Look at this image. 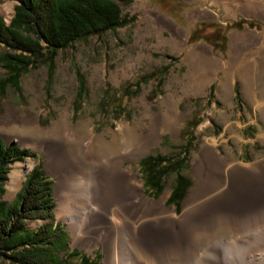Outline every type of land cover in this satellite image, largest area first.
<instances>
[{"label": "rangeland", "instance_id": "obj_1", "mask_svg": "<svg viewBox=\"0 0 264 264\" xmlns=\"http://www.w3.org/2000/svg\"><path fill=\"white\" fill-rule=\"evenodd\" d=\"M223 1L131 0L121 7L128 20L125 25L74 43L58 53L52 70L43 65L31 68L21 75L17 88L0 90V140L16 143L32 155L11 165L1 200L12 201L26 176L39 165L52 180V222L64 228L68 247L103 264V246L87 238L74 242L65 217L56 214V170L50 165L51 152L46 146L68 142L71 134L74 139L82 138L91 131L99 154L124 158L121 166L135 173L143 198L159 201L164 197V207L176 215L192 193L206 192L210 185L221 183L227 169L232 182L237 176L230 170L249 171L264 165V132H240L232 113L223 109L216 88L207 87L209 76L227 56L226 44L213 40L211 32L226 36L237 28L235 3ZM246 1L264 4V0ZM14 5L12 0H0V17L6 24ZM210 22L216 26L209 27ZM201 23L206 25L198 34L200 39L190 40ZM4 77L0 68V80ZM226 120L224 132L222 125L219 129L212 125ZM187 122L192 126L185 127ZM147 140L150 144L143 145L141 155L130 161L127 157L138 143ZM181 149L186 152L181 175L189 187L176 207L166 204L175 175L163 180L162 193L154 197L143 187L139 161L152 154L171 157ZM250 221H220L211 233L196 234L192 241L199 251L187 264H264V225ZM42 223L35 220L26 225L35 229ZM174 224L179 229L177 220ZM0 264L10 263L0 258Z\"/></svg>", "mask_w": 264, "mask_h": 264}, {"label": "bare ground", "instance_id": "obj_2", "mask_svg": "<svg viewBox=\"0 0 264 264\" xmlns=\"http://www.w3.org/2000/svg\"><path fill=\"white\" fill-rule=\"evenodd\" d=\"M73 136L46 146L56 170V214L65 217L74 242L87 238L103 246V264H187L199 251L193 237L211 233L220 221L243 224L252 218L253 224L264 225V175L256 180L247 170L229 169L237 176L231 182L227 169L221 183H208L206 192L192 193L176 215L164 207V197L143 198L135 173L121 166L124 158L99 154L91 131L82 138ZM149 144L138 143L127 158L137 159Z\"/></svg>", "mask_w": 264, "mask_h": 264}, {"label": "trees", "instance_id": "obj_3", "mask_svg": "<svg viewBox=\"0 0 264 264\" xmlns=\"http://www.w3.org/2000/svg\"><path fill=\"white\" fill-rule=\"evenodd\" d=\"M12 1L15 5L9 23L0 17V68L5 72L0 90L17 88L21 75L31 68L43 65L52 70L58 53L74 43L125 25L128 20L123 17L121 7L131 3V0ZM205 25L201 23L194 28L190 40H199L198 34ZM208 26L214 28L216 24L210 22ZM211 37L226 44L223 33L213 31ZM206 38L201 39L207 42ZM79 87L84 88L82 83ZM129 88L125 87L121 93ZM189 126L192 122L186 123L185 127ZM185 153L181 149L167 158L159 154L142 158L139 167L145 191L159 196L164 188L163 180L173 174L174 185L166 204L177 207L189 187V181L181 175ZM30 156L27 149L19 148L16 143L0 140V258L10 264H98L97 259L70 250L64 228L52 222V180L39 165L29 172L12 201L1 200L11 165ZM35 220L44 223L35 229L27 227V221Z\"/></svg>", "mask_w": 264, "mask_h": 264}, {"label": "crops", "instance_id": "obj_4", "mask_svg": "<svg viewBox=\"0 0 264 264\" xmlns=\"http://www.w3.org/2000/svg\"><path fill=\"white\" fill-rule=\"evenodd\" d=\"M223 2L235 3L237 28L227 33L226 59L215 74L209 76L207 87L216 88L223 109L232 113V121L240 132H264V4L246 0ZM242 20L248 23L240 24ZM249 24L251 27H246ZM205 53L207 55L208 51ZM212 125L217 129L222 125L221 132H224L228 123L226 120ZM248 172L257 180L264 175V165L257 164Z\"/></svg>", "mask_w": 264, "mask_h": 264}]
</instances>
